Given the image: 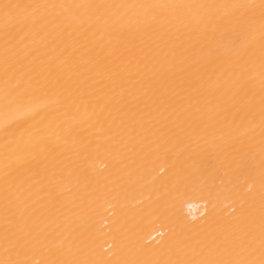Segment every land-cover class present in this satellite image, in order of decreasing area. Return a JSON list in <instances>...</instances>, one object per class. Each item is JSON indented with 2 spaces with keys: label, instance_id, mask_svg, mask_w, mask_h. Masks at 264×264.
<instances>
[{
  "label": "bare ground",
  "instance_id": "1",
  "mask_svg": "<svg viewBox=\"0 0 264 264\" xmlns=\"http://www.w3.org/2000/svg\"><path fill=\"white\" fill-rule=\"evenodd\" d=\"M0 264H264V0H0Z\"/></svg>",
  "mask_w": 264,
  "mask_h": 264
}]
</instances>
